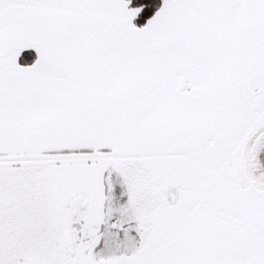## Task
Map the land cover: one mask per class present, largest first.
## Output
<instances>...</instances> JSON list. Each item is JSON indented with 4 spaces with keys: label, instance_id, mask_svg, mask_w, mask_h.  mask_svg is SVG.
<instances>
[{
    "label": "snow or ice",
    "instance_id": "snow-or-ice-1",
    "mask_svg": "<svg viewBox=\"0 0 264 264\" xmlns=\"http://www.w3.org/2000/svg\"><path fill=\"white\" fill-rule=\"evenodd\" d=\"M0 264H264V0H0Z\"/></svg>",
    "mask_w": 264,
    "mask_h": 264
}]
</instances>
